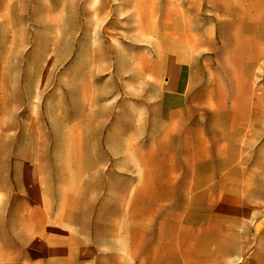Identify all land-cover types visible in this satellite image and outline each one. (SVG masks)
<instances>
[{
    "label": "rangeland",
    "instance_id": "obj_1",
    "mask_svg": "<svg viewBox=\"0 0 264 264\" xmlns=\"http://www.w3.org/2000/svg\"><path fill=\"white\" fill-rule=\"evenodd\" d=\"M261 15L0 0V264H264Z\"/></svg>",
    "mask_w": 264,
    "mask_h": 264
},
{
    "label": "bare ground",
    "instance_id": "obj_2",
    "mask_svg": "<svg viewBox=\"0 0 264 264\" xmlns=\"http://www.w3.org/2000/svg\"><path fill=\"white\" fill-rule=\"evenodd\" d=\"M34 1H36V0H34ZM33 3H34V2H33ZM260 17H261V19H260L259 22H260L261 24H262V23L264 24V15L258 16V17L256 18V20L259 19ZM241 19H242V18H241ZM242 21H243V20H242ZM236 23H237V22H236ZM242 23H243V22H242ZM239 25H240V24H239ZM242 26H243V25L241 24L240 27H239V28H240V32L242 31ZM240 47H242V46H240ZM238 50H239V49H238ZM258 55H259V54H258Z\"/></svg>",
    "mask_w": 264,
    "mask_h": 264
},
{
    "label": "crops",
    "instance_id": "obj_3",
    "mask_svg": "<svg viewBox=\"0 0 264 264\" xmlns=\"http://www.w3.org/2000/svg\"><path fill=\"white\" fill-rule=\"evenodd\" d=\"M121 9L124 10L125 8H122V7H121Z\"/></svg>",
    "mask_w": 264,
    "mask_h": 264
}]
</instances>
